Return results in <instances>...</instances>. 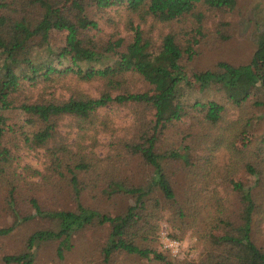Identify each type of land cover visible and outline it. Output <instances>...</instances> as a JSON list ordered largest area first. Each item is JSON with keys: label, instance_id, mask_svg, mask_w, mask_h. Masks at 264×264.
Wrapping results in <instances>:
<instances>
[{"label": "trees", "instance_id": "16d2710c", "mask_svg": "<svg viewBox=\"0 0 264 264\" xmlns=\"http://www.w3.org/2000/svg\"><path fill=\"white\" fill-rule=\"evenodd\" d=\"M113 5L124 7L129 17L127 23L133 30L131 40L125 45L122 37L98 43L87 35L97 27L94 14ZM234 6L235 0H0V144L8 129L2 111L16 107L13 94L21 80L34 82L40 76L47 79L52 74L70 73L82 80L99 79L103 86L100 96L73 94L57 102L20 104L18 108L44 123L31 135L25 134L27 141L38 147L46 146L48 140L55 137L53 120L56 117L72 116L83 128L97 109L111 102L133 103L138 105L131 122L133 138L124 144L147 172L143 185L112 176L103 188L98 187L108 197L115 194L132 197V203L124 211L110 215L82 203L85 191L74 171L79 168L87 175L95 172L98 164L80 150L50 149L54 158L51 161L53 171L58 166L57 153H60L71 174L70 194L75 200V209H42L32 199L34 213L30 216L49 219L55 223V228L32 232L21 252L2 256L4 264H34L36 248L55 240L59 241L55 254L61 259L71 248L74 234L87 226L104 225L108 226V234L99 249L97 264H114L118 255L164 264H264V156L235 147V140L251 119L240 116L229 119L224 104L216 100L191 101L188 92L195 85L202 90L215 86L232 108L240 107L258 89L264 93V33L247 64L220 61L215 70L188 74L181 63L192 44L199 42L196 35L203 34L204 9L226 10ZM132 15L139 18L134 27ZM186 17L195 35L187 39V45L183 47L179 31L173 28L178 29L175 23L182 24ZM147 18L167 30H160L156 47H153V39L139 26ZM220 30L218 27L215 32L220 34ZM54 31L65 32L63 44L58 49H53L49 43ZM37 38V44H46L48 52V57L42 60L32 56L33 42ZM133 73L142 77L149 90L128 91L124 78ZM251 104L264 105V98ZM188 116L195 119L197 125V131L190 135L189 144L193 147L189 149L225 145L231 163L223 173L234 170L236 176L241 169L248 177L252 176L253 181L238 179L230 182L238 197V207L226 215L225 230L221 235H201L204 246L199 258L172 262L163 252L144 243L156 236L159 222L155 219L163 209L162 203H176L181 194L173 187L167 165L174 161L191 164L190 160L178 148H164L163 141L168 127ZM198 127L206 130L200 131ZM10 155V149L0 148V175L11 167ZM208 160L205 157V163ZM75 162L77 164L73 165ZM192 166L196 170L201 168L198 161ZM99 174L98 169L94 178ZM182 201L192 203L194 199L187 197ZM183 211L184 207L179 205L175 218L182 216ZM10 231L11 228H4L0 234ZM258 239L263 242L258 244Z\"/></svg>", "mask_w": 264, "mask_h": 264}, {"label": "rangeland", "instance_id": "374dc122", "mask_svg": "<svg viewBox=\"0 0 264 264\" xmlns=\"http://www.w3.org/2000/svg\"><path fill=\"white\" fill-rule=\"evenodd\" d=\"M203 14V34L196 35L199 42L192 44L190 51L181 59L185 71L191 74L215 70L220 61L233 65L249 63L258 46L259 37L264 33V0H235L233 9H204ZM132 17L134 27L139 18L136 15ZM93 18L97 21V27L88 31L87 35L96 42L105 43L122 37L125 45L131 40L133 30L127 23L129 17L122 5L105 8L94 14ZM139 26L153 39V47L159 45L160 30L167 31L166 27L154 24L150 18ZM175 27H178L173 29L179 31L180 43L183 47L186 46V40L195 35L187 17L182 24L175 23ZM218 27L221 28L220 34L215 32ZM64 36V31H54L51 34L49 43L53 49H58L63 44ZM37 42L38 38L33 42L32 56L36 60L47 58L46 44L39 42V45ZM124 81L129 92L149 90V85L137 73L127 74ZM102 88L99 79L82 80L70 73L52 74L47 79L40 76L34 82L21 80L13 94V105L16 107L2 111L8 129L0 148L10 149L11 167H7L0 175V230L11 228V231L8 234H0V264H4L1 260L3 255L21 252L32 232L55 228V223L49 219L30 216L34 213L32 199H35L42 209H75L76 203L70 194L71 174L66 170V163L60 153H57L58 166L53 171L51 161L54 158L51 157L50 149L80 150L98 164L100 174L96 178L94 177L98 169L88 172L87 175L79 168L74 171L85 191L82 203L96 207L104 213H121L132 203V197L129 195L115 194L108 197L100 192L98 187L103 188L110 177L137 183L136 185L145 184L146 170L133 154L126 150L124 144L133 138L131 122L134 108L138 106L136 104L111 102L97 109L94 117L83 128L78 126L72 116L56 117L53 120L55 137L48 140L46 146L38 147L26 139L25 134L31 135L44 123L18 108L20 104L57 102L66 100L73 94L98 97ZM188 92L191 101L216 100L224 104L229 119L239 116L250 118V124L235 140V147L250 151L259 157L264 156V105H250L253 101L264 98L261 90L255 91L240 107L234 108L215 86L202 90L195 85ZM198 130L206 129L198 127ZM194 131H197L195 119L188 116L169 126L164 134L163 147L180 149L181 153L187 155L191 164L174 161L167 165L173 187L181 194L177 196L176 203H162L163 209L155 219L159 222L156 236L144 243L163 252L172 262L198 259L204 246L201 235H221L225 230L226 215L235 212L238 207V197L230 182L238 179L253 181V177H248L241 169L236 176L234 170L229 174L223 173L231 163L230 152L225 145L209 149H189L193 147L189 144V139ZM205 157L209 159L206 163ZM197 161L201 170L192 166ZM75 164L77 162L73 163ZM187 197L194 201L183 202ZM179 205L184 207L183 215L175 218ZM107 234V225L85 227L72 236L71 248L61 259L55 254L58 240L42 243L36 248L34 264H97L98 252L105 243ZM262 242V239H258V244ZM114 264L164 263L136 256L118 255Z\"/></svg>", "mask_w": 264, "mask_h": 264}]
</instances>
